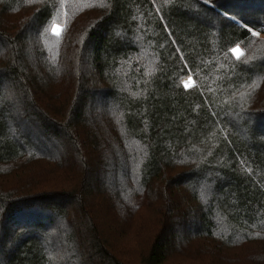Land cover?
Wrapping results in <instances>:
<instances>
[{"label":"trees","instance_id":"trees-1","mask_svg":"<svg viewBox=\"0 0 264 264\" xmlns=\"http://www.w3.org/2000/svg\"><path fill=\"white\" fill-rule=\"evenodd\" d=\"M30 1L0 0V264H264V0Z\"/></svg>","mask_w":264,"mask_h":264},{"label":"rangeland","instance_id":"rangeland-1","mask_svg":"<svg viewBox=\"0 0 264 264\" xmlns=\"http://www.w3.org/2000/svg\"><path fill=\"white\" fill-rule=\"evenodd\" d=\"M30 2H38V1H37V0H31ZM11 19H12L11 17H10V18H7L6 21H11ZM54 26L61 28V33H60L59 36H56V35L53 34L52 29H53ZM63 30H64V23L62 24V23L55 22V23L52 24V28H51L50 33H51V35H52L53 37H55V38H59V37L61 36ZM22 31H24V30L22 29ZM236 48H238V49H239V52L242 53V55L239 56V58H241V57L243 56V51H242L241 48H239V47H236ZM236 48H235V49H236ZM232 53H233V52H232ZM233 55H234V54H233ZM234 57L237 59L236 55H234ZM183 85H184V87H185L186 89H190V88H192V87L195 85V81H193L192 78H189V79H187V80L184 81ZM258 249H259V248H258L257 246L252 245V247L247 248V249L244 251V253H246V254H252V255H254V256H257V255L260 254V252H258ZM177 252H178V256H179V255H180V251H177ZM234 252H235V251H232L231 253H234ZM224 263H225V260H220V261H218V264H224Z\"/></svg>","mask_w":264,"mask_h":264},{"label":"snow or ice","instance_id":"snow-or-ice-1","mask_svg":"<svg viewBox=\"0 0 264 264\" xmlns=\"http://www.w3.org/2000/svg\"><path fill=\"white\" fill-rule=\"evenodd\" d=\"M52 31H53L54 35L59 36L60 33H61V28L54 26ZM249 31L252 32L251 29H249ZM252 35L255 36V35H257V33L256 32H252ZM231 51L233 52L234 55H236L237 59H239V56L242 55V53L239 52L238 48L231 49Z\"/></svg>","mask_w":264,"mask_h":264}]
</instances>
